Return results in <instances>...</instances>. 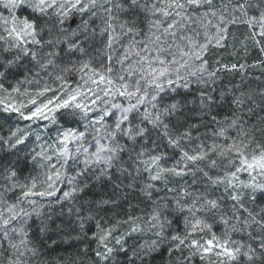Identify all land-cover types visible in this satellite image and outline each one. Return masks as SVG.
<instances>
[{
    "label": "snow or ice",
    "instance_id": "6c2138e0",
    "mask_svg": "<svg viewBox=\"0 0 264 264\" xmlns=\"http://www.w3.org/2000/svg\"><path fill=\"white\" fill-rule=\"evenodd\" d=\"M240 25L264 54V0H0V264H264Z\"/></svg>",
    "mask_w": 264,
    "mask_h": 264
},
{
    "label": "rangeland",
    "instance_id": "374dc122",
    "mask_svg": "<svg viewBox=\"0 0 264 264\" xmlns=\"http://www.w3.org/2000/svg\"><path fill=\"white\" fill-rule=\"evenodd\" d=\"M5 15H7L6 12H5ZM246 32H247V28L244 25L232 27L231 32H230L229 43H230V45L233 43L231 36H232V34H235V36H236L235 44L237 46V50H236L235 54H233V52H234L233 47H228V48L223 49V50H216V49L210 50L209 59H211V60L221 59L222 63H228V64L238 63V64L249 65V67H247L244 70V72H240V71L221 72L220 73L221 80H230L233 78H234V80H236V79H242L244 77L256 78L254 75H257L262 70H264L261 68L251 67V65H253L254 62L259 61V60H264V54H261L259 52L258 48H254V47L249 46L247 53H245L244 49L242 47H240V40L243 39V35ZM0 115L2 117H4L5 119H7V121L10 122V124H13V122H14L13 118H8L2 113H0ZM21 126H23L22 123H21ZM0 134L6 135L7 129L4 132H0ZM215 231L217 233H219L220 229L216 228ZM147 238H149V237H145V239H147ZM192 264H201L200 258L198 256L193 258Z\"/></svg>",
    "mask_w": 264,
    "mask_h": 264
},
{
    "label": "trees",
    "instance_id": "16d2710c",
    "mask_svg": "<svg viewBox=\"0 0 264 264\" xmlns=\"http://www.w3.org/2000/svg\"><path fill=\"white\" fill-rule=\"evenodd\" d=\"M256 78H243V85L245 90L249 87L252 89L260 90L261 88H264V83H261V81H264V70H262L259 74L254 75ZM242 83V79H230V80H221V87L227 88L229 86H239ZM10 122L7 121L4 117L0 115V132H4L9 127ZM75 247V246H74ZM58 251H60L58 249ZM162 259L166 260L165 256L157 255L153 261V264H162Z\"/></svg>",
    "mask_w": 264,
    "mask_h": 264
}]
</instances>
